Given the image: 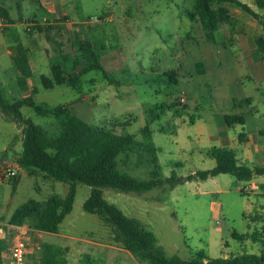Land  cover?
Masks as SVG:
<instances>
[{
  "label": "rangeland",
  "instance_id": "374dc122",
  "mask_svg": "<svg viewBox=\"0 0 264 264\" xmlns=\"http://www.w3.org/2000/svg\"><path fill=\"white\" fill-rule=\"evenodd\" d=\"M14 1L0 2L14 19L17 40L22 44H28L30 34L26 28L30 23L52 21L56 12L66 11L73 21L90 23L87 32L95 48L101 53L117 52L126 66L110 73L123 82L120 86L108 83L101 70L93 69L81 76L79 88L57 85L45 89L40 75H48L50 64L61 60L50 55L43 57L41 66L27 80V88L21 89L6 51L11 40L4 29L7 22L1 16L0 88L7 101L31 96L39 104H64L81 119L99 126L129 119L124 132L137 137L145 121L154 117L149 125L163 179L172 175L185 178L215 166L207 151L219 146L216 136L225 114H243L246 118L243 126L227 128L235 138L240 132L249 135L264 126V103L257 79L241 74L244 69L236 64V50L228 45L225 49L219 34H215L214 41L206 40L201 23L181 13L182 8L192 6L193 0H43L55 6L52 14L38 0H17L19 8ZM241 1L255 6L264 22V6L257 7L254 0ZM37 42L39 48H54L53 42L45 37ZM171 69L177 72V83L159 79V74ZM128 71L143 72L151 82L131 84L124 94L125 81L132 78ZM91 77L94 86L89 83ZM32 88L37 93H32ZM182 94L185 102L179 103ZM249 95L255 99L252 107L234 103ZM174 102L175 106L168 107ZM250 108L257 111L251 113ZM21 113L50 133L56 131L54 118L39 116L27 106L21 107ZM116 129L120 131L119 127ZM21 150V125L0 111V166L8 164L16 174L14 178L0 179V223L6 227L7 218L19 205L28 200L43 202L54 194L64 196L68 189L64 183L44 179L40 173L29 175L19 168L17 159ZM145 159L131 155L120 168L134 178L148 179ZM250 185L251 182L238 181L230 175L206 180L194 176L142 194L105 188L103 197L151 231L167 256L188 260L203 253L210 259H218L264 253L262 245L251 238L263 226L254 217L256 214L264 217V195L255 192L253 185L249 192H244L243 188ZM89 192L85 185L76 186L72 211L57 233L30 231L31 236L37 234L41 240L38 241L65 248L68 264H146L116 244L110 228L96 215L82 210Z\"/></svg>",
  "mask_w": 264,
  "mask_h": 264
},
{
  "label": "trees",
  "instance_id": "16d2710c",
  "mask_svg": "<svg viewBox=\"0 0 264 264\" xmlns=\"http://www.w3.org/2000/svg\"><path fill=\"white\" fill-rule=\"evenodd\" d=\"M254 1L257 6L264 5L263 0ZM228 3L236 4L252 17L257 16L247 4L239 0H193L192 6L182 8L181 13L191 20L199 21L206 40L210 41L214 40L220 24L231 19L226 6ZM0 15L3 21L14 22L6 7L0 6ZM39 29L36 25L28 32ZM14 42L11 46L10 58L16 70L18 86L26 89L27 80L31 77L32 71L22 43L17 39ZM263 42V37L257 39L262 52L264 51ZM93 69L101 70L110 83L116 85L123 83L110 77L103 69L97 48L88 40H78L77 49L73 54H62L60 62L51 63L49 74H41L40 81L45 89H51L57 85L79 88L82 84L81 76ZM131 76L132 78L125 81L127 84L151 82V79L144 77L143 72ZM158 77L177 83V72L174 69L166 70ZM31 92L37 93V89L32 88ZM250 99L247 97L234 103L239 106L244 102L247 104ZM176 103L168 107L171 108ZM23 106L31 108L39 116L54 118L57 123L56 131L50 133L42 126L33 123L30 118L23 117L21 113ZM0 111L21 125L22 150L17 159L18 167L29 175L40 173L44 179L68 186L64 196L54 194L43 202L28 200L19 205L12 212L8 220L9 225L14 227L26 225L37 232L57 233L65 217L72 211L76 186L81 184L90 189L89 196L82 204V210L96 215L110 228L113 241L141 262L146 264H264L263 252L258 255L242 254L218 259H210L203 253H197L194 258L188 260H183L176 255L167 256L157 244V239L151 231L139 220L124 215L103 197L105 188L142 194L164 184L174 186L179 182L191 180L194 176L200 180H206L218 175H230L238 181L248 182L253 176L264 175L262 168H250L239 164L232 149L225 147L209 149L207 154L215 161V166L210 170L196 172L185 178H176L172 175L168 179H163L149 125L154 117L145 121L139 129L140 137H137L136 134L124 132V128L130 124L129 119L113 120L110 126H99L81 119L64 104L55 106L39 104L34 102L31 96L7 101L1 88ZM223 122L228 127L243 124L244 116L243 114H225ZM116 127H119L120 131H117ZM243 135L244 133L240 132L238 139L242 140ZM131 155H135L137 159L146 158L149 166L148 179H137L121 170L120 164H124ZM121 157L123 159H120ZM12 190L14 191V187ZM251 238L253 242H259L264 249V221L261 230L254 232ZM4 249L5 244L0 237V256ZM38 253L40 264H67V251L63 247L42 242Z\"/></svg>",
  "mask_w": 264,
  "mask_h": 264
},
{
  "label": "crops",
  "instance_id": "0c3cea01",
  "mask_svg": "<svg viewBox=\"0 0 264 264\" xmlns=\"http://www.w3.org/2000/svg\"><path fill=\"white\" fill-rule=\"evenodd\" d=\"M0 1H2L5 4L10 0H0ZM38 1L41 6L47 9L48 13L52 14L55 12L56 10L55 6L52 5L51 3L48 4L43 0H38ZM13 4L16 8H19L20 6L19 1L17 0H15ZM245 4H247L251 8V10H253L257 14V16L256 17L250 16L242 8H240L234 3L231 4L233 6L226 4L231 19L227 22L221 23L216 33L219 34L221 38L220 44L223 45L225 49H227V47L230 46L236 50L234 54L236 58V64L239 65V67H243L244 69V71L241 74L244 76H248L249 78H255L259 80V81L256 80L259 86L257 88L259 89L260 96L262 97L261 101L262 103H264V85H263L264 84V71H263L264 51L262 52L259 49V44L257 43V39L259 37L264 38V22L262 21L261 19L262 17L257 12L255 6L248 3ZM0 6H1V2H0ZM257 7H262V6H257ZM18 19H20V17H18ZM56 19H60V21L48 25L39 23L38 26L40 29L33 30V32L29 33L30 35L28 38V44L27 45L22 44L27 52L28 62L31 71H34L41 66L44 59L43 57H48L52 55V56H58L61 59L62 54H70V55L73 54L77 49L78 40H88L93 45L92 36L87 32V27L90 26V23L88 24V22H81L80 25L79 22L73 21L68 16V13L66 11H63L61 13L56 12L52 17V21ZM105 20L106 19H104L103 21L105 22ZM13 26H14V22L7 23L6 28H4L7 29L5 33L9 35V39L11 40V43H9V46L7 47L6 50L9 56L11 55V46L14 45L15 43L14 40L17 39L16 31ZM45 26H47V28H45ZM32 34H36V35H32ZM41 37H45L46 41L48 42L49 40H51L53 42L54 48L49 49L45 46L39 48L37 41ZM263 47H264V42H263ZM102 50H104V48ZM256 51H259L258 56L256 55ZM97 52L99 55V61L103 69L109 74L110 77H112L115 80H119L118 78L113 77L110 73L112 72V70L115 69H123L126 66L125 59L122 56H120L117 52H113L110 50L105 52L102 51L101 53L97 48ZM255 55L257 58L255 57ZM56 62L59 61H55L54 63ZM256 65L258 66L257 70H255ZM247 66L248 67L252 66L253 68L246 69L245 67ZM128 72L130 74H134L131 73V71ZM259 76L262 79H258ZM104 79L108 83H110L105 77ZM93 80L94 77L89 78V83L94 86L95 82H92ZM258 82H263V83H258ZM110 84L115 86L123 85V84L116 85L113 83ZM125 85H127L126 86L127 88L124 90V94L128 93V91L131 89L130 88L131 84L125 83ZM182 95L185 97L184 94ZM247 97L251 98L247 104L251 105L250 107H252V104H254L255 99L250 95ZM253 111H257V109L250 108L249 112L252 113ZM251 113L250 115H252ZM222 123L223 124H221L218 127V136H216V138H218L217 139L219 144L218 147H225L232 149L235 152L238 163L241 165H245L250 168L257 167L264 169V126L257 127L256 131L250 133L249 135L244 133L243 139L239 140L238 135L237 138H235V136H231L229 134L227 128L230 127L224 124L223 117H222ZM245 123H246V118L244 116V123L237 125L243 126ZM249 182L252 183L255 192L257 191L259 195H264V175L253 176V178ZM252 185L249 186L250 190L252 188L251 187ZM10 216L7 218V221L9 220ZM254 218H256L254 221H258V222L264 221V217L262 215L256 214ZM30 231L37 232L31 230L26 225L21 227H14L8 225V227H6V224L0 223V237L2 238L3 243L5 244V249L3 250L0 256V264H9L8 249L9 246L11 245L10 242H12L13 238L16 236H20V237L22 236L27 241L28 254L26 256V263L40 264L38 249L40 243L42 242H40L41 240L38 237L39 235L33 234L31 236ZM37 233L40 234L41 232H37ZM37 239H39L40 241H38Z\"/></svg>",
  "mask_w": 264,
  "mask_h": 264
},
{
  "label": "built area",
  "instance_id": "2783aa9c",
  "mask_svg": "<svg viewBox=\"0 0 264 264\" xmlns=\"http://www.w3.org/2000/svg\"><path fill=\"white\" fill-rule=\"evenodd\" d=\"M60 19H56L54 21H49L48 19H44V22L42 24H53L55 22H59ZM32 24V25H31ZM36 25H39L37 22L30 23L29 26H27V31H31L32 28ZM179 102L184 103L185 97L181 95L179 97ZM16 176L13 167L9 166L8 164H3L0 166V179L3 177H10L14 178ZM244 192H249L250 187L245 186L243 188ZM28 254V247H27V241L21 236H16L13 238L11 245L8 249V259L9 264H27L26 263V256Z\"/></svg>",
  "mask_w": 264,
  "mask_h": 264
}]
</instances>
